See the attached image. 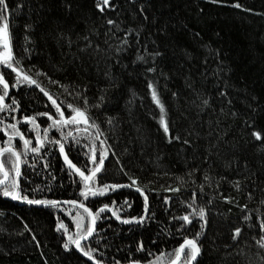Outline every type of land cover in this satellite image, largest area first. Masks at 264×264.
<instances>
[{
    "label": "trees",
    "instance_id": "1",
    "mask_svg": "<svg viewBox=\"0 0 264 264\" xmlns=\"http://www.w3.org/2000/svg\"><path fill=\"white\" fill-rule=\"evenodd\" d=\"M8 2L13 53L42 87L60 100L67 98L81 106L83 100L76 93L86 90L91 105L99 102L101 90L107 88L102 108H92L90 114L116 155L109 154L98 183H128L119 167L122 164L142 186L157 190L150 196L155 217L143 225L123 224L110 211L103 214L97 222L101 242L90 241L99 248L97 258L104 264H127L133 259L149 264L163 253L160 264H168L185 237L201 233L198 264H264V232L259 229L264 219V141L251 135L254 130H264V0H239L242 8L227 6L236 0L218 4L211 0H111L115 7L104 13L97 10L96 0ZM108 19L116 21L119 30L108 25ZM129 28L135 30L129 37L130 47L116 53L114 49ZM156 52L161 55H150ZM138 55L145 56L148 63L137 61ZM152 66L157 71L147 73L146 68ZM0 70L11 87L6 103H11V97L19 102L18 111L11 116L0 113V118L13 122L12 116L55 114L38 87L14 88L15 73ZM49 78L59 83H51ZM152 79L158 81L180 141L169 143L159 125V108L147 88ZM225 91L227 95L221 96ZM203 99H209L207 107L202 105ZM106 117L113 118V125ZM37 121L41 131L51 123L44 116H37ZM246 121H254V128ZM20 127L28 138H34L35 132L28 131L30 124L22 122ZM50 136L60 138L56 130ZM80 139V145L72 143L70 158L77 166L91 167L84 155L88 149L83 147L89 141ZM184 139L190 143L184 144ZM6 140L0 131V146ZM14 143L18 150L22 148L19 138ZM33 146H37L35 139ZM46 147L43 160H34L31 153L24 158L21 187L38 199L82 200L78 174H70L58 146ZM3 159L6 164L7 157ZM44 160L50 163L48 169L43 168ZM32 164L34 168L29 166ZM194 169V175H187ZM206 175L209 181H205ZM37 186L41 192L33 194L31 190ZM177 186L179 192L164 191ZM193 192L194 206L207 210L204 229L199 218L183 228V221L172 219L191 212L188 202ZM165 196L172 197L168 204ZM125 198L132 208H125L121 215H141L142 197L130 188L90 197L85 203L96 211L113 200L119 205ZM69 212L75 215L76 209L25 205L0 195V264H91L74 245L70 251L63 247L67 235L63 229L57 231V224L63 222L74 232ZM237 227L242 231L233 239ZM140 241L143 251H137Z\"/></svg>",
    "mask_w": 264,
    "mask_h": 264
},
{
    "label": "snow or ice",
    "instance_id": "2",
    "mask_svg": "<svg viewBox=\"0 0 264 264\" xmlns=\"http://www.w3.org/2000/svg\"><path fill=\"white\" fill-rule=\"evenodd\" d=\"M212 3H224L225 0H211ZM235 8H242L243 6L239 3V0H236L234 4L227 5ZM115 5L111 3V0H96V8L101 13H104L106 9L114 8ZM246 11H251V9H245ZM143 11V7H141ZM147 17H145L146 19ZM10 8L8 0H0V69H9L11 72L15 73V80L12 84V87L18 88L21 85H35L40 89V91L47 97V100L50 102V106L54 109L52 112H43L38 113L33 116L25 115L22 119H17L15 116H12L13 122H7L4 119L0 118V131H2L7 140L5 141V146H0V195L5 198H11L16 201L26 202L28 205H37L45 206L56 209H61L63 206L68 205L71 208H75V215H72L71 212L68 214L72 216V220L75 224V231L69 232L68 226L63 222L57 224V231L63 229L64 233L67 235V240L65 241L63 247L65 250H71V246H75L83 257L88 258L91 261H94V264H104L102 259H98L95 253L99 252L98 247H93L90 243V240L95 239L97 245L100 244L102 237H100L99 231L97 229L98 220L103 218V214L106 212H111V216L114 217L117 221H120L123 224H140L143 225L147 221L154 219L155 212L151 210L150 196L155 193L157 190L154 188H149L147 186H142L138 177H133L124 170L122 164L119 165L120 170L125 176H128V183H98V176L105 171V161L108 159L109 154L115 156V151L112 149L111 145L108 144V137L104 134L101 125L96 122V118L90 114V109H100L103 106L105 100V93L107 88L101 90V95L99 97V102L95 104H89V98L86 95V90L83 93H76V96L83 100V105L74 104L69 102L67 98L60 100L58 97H54L48 90L42 87L39 81L28 71L25 70L20 61L15 57L13 53L12 40L10 35ZM108 25L113 27L118 26L116 21L108 19ZM119 30V29H118ZM111 31V29H110ZM134 29L129 28L126 32L125 37L120 41V46L116 47L114 51L116 53H123L128 50L129 37L131 36ZM139 33H137L138 35ZM87 39V37H85ZM71 43V41H69ZM89 46H91L89 44ZM99 50V46H97ZM153 57L161 55V53L156 52L150 54ZM137 61H142L145 64L148 63L147 59L143 55H138L136 57ZM118 62V61H117ZM157 68L152 66L146 68L147 73H155ZM220 69H217L219 72ZM215 74V73H214ZM41 73H37V76ZM43 75H47L44 73ZM106 76H109V73H105ZM51 83L58 84L59 81H51ZM66 91H68V86L62 85ZM191 87V85H189ZM9 81L5 79V72L0 70V113L7 112L10 116L12 113L19 110V102L15 97H11V103H6V98L9 97ZM147 88L152 102L159 108V125L165 134V137L169 143L173 141H180L182 139L179 132H176L175 129L171 126L172 122L170 120L167 107L161 98V93L159 91L158 81L155 79L149 80L147 82ZM68 95H72L71 92H68ZM136 93H133V98ZM173 95H176L173 93ZM199 93L197 97L199 98ZM221 96H226L227 92H221ZM131 102V101H130ZM195 103V101H193ZM231 103V101H229ZM202 105L207 107L209 105V99H203ZM66 111L70 112L69 115H66ZM223 112V109H221ZM37 116L47 117L51 123H48L47 127L43 128L41 131L40 124L37 121ZM107 123L113 125V118L106 117ZM30 124L31 128L28 129L29 132H35L34 138H28V135L21 130V123ZM246 124L248 122L246 121ZM249 127L255 126L253 121L251 124H248ZM68 131H65V129ZM52 130H56L59 133L60 138L50 136ZM251 135L257 141H264V130H254L251 132ZM101 136L104 138L101 139ZM81 137H87L89 143L84 144L83 147L87 148L88 151L84 155L88 158V161L91 167L88 164L83 166H77V163L73 162V159L70 158L71 145L75 143L76 145L81 144ZM16 138H19V141L22 142V148L17 149L14 141ZM33 139H35L36 145L33 146ZM99 141V147L97 142ZM184 144H189L190 141L187 139L183 140ZM47 145H56L58 146L59 153L63 157V161L67 166L70 174H78L80 182H82L83 187L80 190L79 196L83 199H74V200H65L60 201L56 199L48 198H35V195H29V193L21 187L20 179L23 177V172L21 170L22 165H25L27 161L24 159L30 153L33 155V159L43 160L42 153L47 150ZM67 145V150H66ZM99 152V158H97V153ZM7 157L9 162V167L5 168V161L3 158ZM119 160V157H117ZM30 167H35V164L29 165ZM50 163L47 160H44L43 168L48 169ZM195 169L190 171L187 175L192 176L195 173ZM54 178V177H53ZM183 179V178H178ZM205 181H209L210 176L204 177ZM237 187H239V181L235 182ZM201 192H203L204 185H199ZM219 187V185H217ZM123 188L134 189L136 193L142 197L143 200V212L139 216H122L121 212L125 208H132V202L129 199L125 198L123 202L117 205V201L113 200L111 204H103L96 211H93L92 208L88 207L85 201H88L90 197H101L105 196L110 192H116ZM51 191L50 188L47 189ZM166 192H179L180 187L175 188L166 187L164 188ZM33 194H38L41 192L40 186L32 189ZM251 196V194H249ZM171 196L163 197L164 203L168 204L171 201ZM226 200L230 198L225 197ZM196 193L193 192L191 202H188V207L191 209V212L183 215L182 217H172L173 220H181L184 223L181 224V228L185 224L190 225L193 222V218H199L201 223V228H206L207 225V210L205 207H195ZM264 203V201H262ZM247 207V206H245ZM59 219V218H58ZM249 219V217H245ZM259 229L264 232V219H261L259 222ZM242 229L237 227L234 229V237L236 239L239 237ZM201 236V233H197L194 238L185 237L183 243L179 245L174 251V259H170L168 264H193L196 262L198 264V257L201 256V245L198 243V240ZM35 239V237H33ZM39 244V241H37ZM144 250V243L140 241L137 247V251ZM151 255V253H149ZM101 255H103L101 253ZM182 256L184 257L183 261L181 260ZM164 254L161 253L154 261H150L149 264H160V261L163 259ZM264 260V257H261ZM114 264H120L119 261H114ZM129 264H140L138 260H131Z\"/></svg>",
    "mask_w": 264,
    "mask_h": 264
},
{
    "label": "water",
    "instance_id": "3",
    "mask_svg": "<svg viewBox=\"0 0 264 264\" xmlns=\"http://www.w3.org/2000/svg\"><path fill=\"white\" fill-rule=\"evenodd\" d=\"M21 170H22V168H21ZM13 201H15V202H18V203H21V204H25V205H28L26 202H23V201H16V200H13ZM60 201H65V200H60ZM34 206H37V205H34ZM66 206V205H65ZM68 206V205H67ZM40 207H45V206H40ZM76 251H77V253L79 254V255H81L82 257H83V255L77 250V249H75ZM84 259H86L87 261H89L91 264H94V261H91V260H89L88 258H86V257H83ZM183 256H182V258H181V260H183ZM198 259H199V257H198ZM140 264H143V263H140ZM193 264H196V262H193Z\"/></svg>",
    "mask_w": 264,
    "mask_h": 264
},
{
    "label": "flooded vegetation",
    "instance_id": "4",
    "mask_svg": "<svg viewBox=\"0 0 264 264\" xmlns=\"http://www.w3.org/2000/svg\"><path fill=\"white\" fill-rule=\"evenodd\" d=\"M5 70V69H4ZM7 70H9V69H7ZM10 71V73L11 74H13V72H11V70H9ZM11 88V87H10ZM10 88H9V90H10ZM9 98V97H8ZM8 98H7V101H8ZM15 145H16V143H15ZM18 149V148H17ZM22 169H23V167H22Z\"/></svg>",
    "mask_w": 264,
    "mask_h": 264
},
{
    "label": "rangeland",
    "instance_id": "5",
    "mask_svg": "<svg viewBox=\"0 0 264 264\" xmlns=\"http://www.w3.org/2000/svg\"><path fill=\"white\" fill-rule=\"evenodd\" d=\"M6 169L9 167V162L7 161L5 164Z\"/></svg>",
    "mask_w": 264,
    "mask_h": 264
}]
</instances>
